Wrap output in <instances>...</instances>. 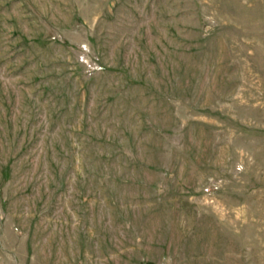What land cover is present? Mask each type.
Masks as SVG:
<instances>
[{
  "label": "rangeland",
  "instance_id": "rangeland-1",
  "mask_svg": "<svg viewBox=\"0 0 264 264\" xmlns=\"http://www.w3.org/2000/svg\"><path fill=\"white\" fill-rule=\"evenodd\" d=\"M0 264H264V0H0Z\"/></svg>",
  "mask_w": 264,
  "mask_h": 264
}]
</instances>
